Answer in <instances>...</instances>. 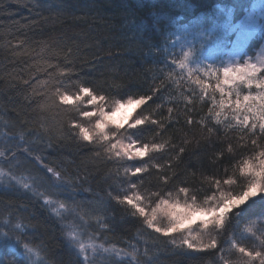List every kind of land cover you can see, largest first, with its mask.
<instances>
[{
  "label": "trees",
  "instance_id": "16d2710c",
  "mask_svg": "<svg viewBox=\"0 0 264 264\" xmlns=\"http://www.w3.org/2000/svg\"><path fill=\"white\" fill-rule=\"evenodd\" d=\"M256 1L0 0V128L10 138L24 131L31 141L25 146L32 152L28 156L17 151L20 163L12 165L13 175L35 176L38 181L42 178L41 190L53 199L56 193L50 185L57 182L48 179L49 174L35 157H41L63 177H71L75 190H69L77 205L87 213L103 210L106 217L115 218V223L109 222V229H99L93 218L81 231L91 233L106 247L114 244L128 249L135 244L143 264H222L221 255L235 262L237 254L229 251L223 234L213 233L219 241L217 249L190 252L171 244L169 237L147 229L141 219L131 216L130 210L126 212L125 206L117 205L109 193L123 195L120 189L126 187L122 169L117 171L118 162L107 159L102 149L87 146L71 135L66 125L60 126L61 117L41 111L39 105L46 100L41 95L46 91L43 82L55 77L59 70L69 68L74 79L80 77L79 83L110 100L152 95L153 99L141 105L136 116L143 113L164 123L165 131L155 139L170 140L176 148L153 154L151 162L166 165L170 161L172 169L165 167V171L171 175L174 170L176 175L168 187H190L202 201L211 190L206 177H223L225 168L232 175L233 165L254 152L250 143L238 140L235 130L219 127L215 135H210L206 128L196 124L189 127L185 121L188 116L194 120L205 116L212 95L220 99L219 92H212L216 81L211 73L221 74L223 58L234 41L228 30L245 18ZM189 38L199 41L193 42L191 47L196 56L187 63L181 44H186ZM262 41L255 39L250 50L259 48ZM207 46L211 54L206 58L208 65L202 68L198 64L199 51ZM199 70L210 73L203 75ZM202 85L208 86L203 101ZM240 91L243 95L249 90L242 87ZM251 91L255 93L254 86ZM189 98L193 100L191 105L187 104ZM82 108L88 110L91 105ZM88 122L83 121L86 126ZM42 124L47 131L41 129ZM208 126L218 127L210 118ZM152 138L151 133L144 137L146 141ZM229 143L232 153L227 151ZM179 147H184L185 152L176 160ZM221 149L226 159L217 160L216 154ZM98 150L100 156L95 155ZM3 166L8 169V163ZM151 171V175L145 174V183L156 186L160 173ZM235 175L239 180L238 171ZM66 195L59 198L63 200ZM262 211L264 208L257 205L249 215L255 218ZM73 220L72 216H66L62 222L31 192L0 190V264H28L27 257L20 252L26 246H39L49 264H76V250L69 244L65 227ZM18 223L23 227L17 228ZM182 235L173 237L179 242ZM244 243L251 246L248 241Z\"/></svg>",
  "mask_w": 264,
  "mask_h": 264
},
{
  "label": "snow or ice",
  "instance_id": "6c2138e0",
  "mask_svg": "<svg viewBox=\"0 0 264 264\" xmlns=\"http://www.w3.org/2000/svg\"><path fill=\"white\" fill-rule=\"evenodd\" d=\"M222 72V79L218 72L211 73L216 81L212 92H219L220 99L217 100L212 95L211 107L206 115L198 120L188 116L185 123L189 127L196 124L201 129L206 128L210 135H215L219 127L235 130L238 140L250 143L254 152L233 165L239 173V180L235 171L228 175L227 168L224 169L223 177H206L211 190L204 195L202 201L190 187H168L176 175L174 170L171 175L165 171V167L172 169L170 161L166 165L151 162L153 154L164 153L170 147L176 148L170 140L155 139L165 131L164 123L143 113L129 115V109L135 112L141 105L151 101L152 95L128 98L125 101L110 100L108 96L97 94L94 89L79 83L80 77L74 79L69 68L67 71L59 70L55 77L43 82L46 91L41 95L46 96V100L39 107L41 111L61 117L60 126L66 125L71 130V135L87 146L102 149L107 159L118 162L117 171L119 173L122 169L126 187L120 189L123 195H113L110 192L109 196L117 205L125 206L126 212L130 210L132 217L141 219L147 229L169 237V242L176 247L196 253L217 249L219 241L216 234H223L229 251H234L237 259L233 262L221 255L222 264H264V211L256 214L255 218L249 215L257 205L264 208V143L261 142L264 141V64L258 67L256 64L245 63L243 66L223 68ZM253 86L255 93L251 91ZM242 87L249 91L242 95ZM207 94L208 86L202 85L200 100L203 101ZM192 103L193 100L189 98L187 104ZM85 104L91 105V108L83 110L82 106ZM168 112L171 125L173 109L170 107ZM118 116L119 119H115ZM209 118L218 127H209ZM84 120L90 122L89 126L83 123ZM153 125L156 127L153 128ZM40 127L47 131L45 125ZM149 133L153 138L146 141L144 137ZM36 136L39 137V132ZM30 143L24 131H19L15 138H10L9 133L0 128V183L11 185L14 181L26 192L42 199L43 205L62 222L66 216L74 218L65 227L69 244L76 250V264H98V261L103 264H143L135 244H130L128 249L118 248L114 244L106 247L104 243L97 242L91 233L86 235L81 231L93 218L99 229H109V222L115 223V218L106 217L103 210L94 214L87 213L77 205L69 190H75L71 177H63L60 171L48 166L41 157H35L49 174L48 179L57 182L50 185L56 193V198L53 199L41 190L42 178L38 181L35 176L16 177L3 166L4 163L13 166L20 163L18 150L31 156L30 148L25 146ZM227 151L233 152L231 143ZM184 152L185 148L179 147L175 159L179 160ZM100 154L99 150L95 152L96 156ZM146 157L149 159H145ZM222 158L226 159L221 149L217 152L216 159ZM152 169L160 173L157 176L159 184L156 186L145 183V174L151 175ZM4 177H8V180L4 181ZM64 193L67 195L61 200L59 197ZM67 200L73 203L69 205ZM161 220L166 223L162 224ZM193 224H196L195 228L192 227ZM16 227L22 228L23 225L18 223ZM178 233L183 234L179 242L173 237V234ZM245 241L251 246H246ZM220 250L224 251L223 248ZM26 253L28 264H48V259L39 246H26ZM147 254L145 249L144 255Z\"/></svg>",
  "mask_w": 264,
  "mask_h": 264
},
{
  "label": "rangeland",
  "instance_id": "374dc122",
  "mask_svg": "<svg viewBox=\"0 0 264 264\" xmlns=\"http://www.w3.org/2000/svg\"><path fill=\"white\" fill-rule=\"evenodd\" d=\"M228 31L230 34L233 35L234 41L232 47L223 58L224 68L243 66L245 63L256 64L258 67L264 64V0H257L255 4L252 6L251 10L246 14L245 18L236 26L230 28V30ZM258 38L263 39L261 45L257 49L250 50L251 43ZM194 41L198 42L199 40H197L196 38H192V39L189 38L188 42L186 40V44H181V51H183V53L186 55L184 57H186L187 63L191 62L188 60L189 58L196 56V54H194L193 52L195 51L194 48L191 47L193 46ZM200 45H203V42H201ZM199 54H200L198 58L199 66H201L202 68L204 66L206 67L208 65L206 64L208 63L206 58L207 59L210 58L211 48L208 46L206 48H202L199 51ZM194 63L195 62H193V64ZM196 65L194 64V66ZM199 72H201L203 75H207L210 73V72L209 73L203 72L201 70H199ZM194 73H198V72H194ZM220 76L222 79L223 72H221ZM139 109L140 107L137 108L135 112L129 109L128 110L129 115L136 116V113L138 112ZM115 119L118 120L119 116L116 117ZM89 124L90 122H88L87 126H89ZM7 167L10 170V172L13 174L12 165L8 164ZM3 180L7 181L8 177H4ZM10 189H18L19 191H24V189L21 188L19 185L15 184L14 181L11 183V185L0 183V190H10ZM161 223L162 224L166 223V221L161 220ZM20 252L21 255L24 254L25 257H27L26 248L24 249L21 248Z\"/></svg>",
  "mask_w": 264,
  "mask_h": 264
}]
</instances>
